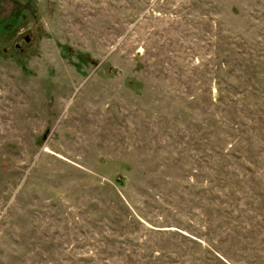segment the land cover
I'll return each instance as SVG.
<instances>
[{
    "label": "rangeland",
    "instance_id": "374dc122",
    "mask_svg": "<svg viewBox=\"0 0 264 264\" xmlns=\"http://www.w3.org/2000/svg\"><path fill=\"white\" fill-rule=\"evenodd\" d=\"M0 264H264V0H0Z\"/></svg>",
    "mask_w": 264,
    "mask_h": 264
},
{
    "label": "flooded vegetation",
    "instance_id": "af4514ba",
    "mask_svg": "<svg viewBox=\"0 0 264 264\" xmlns=\"http://www.w3.org/2000/svg\"><path fill=\"white\" fill-rule=\"evenodd\" d=\"M23 41H24V42H29V41H30V39L26 37V38H24V39H23ZM20 45H21V44H17V46H16V47L18 48V47H20Z\"/></svg>",
    "mask_w": 264,
    "mask_h": 264
}]
</instances>
